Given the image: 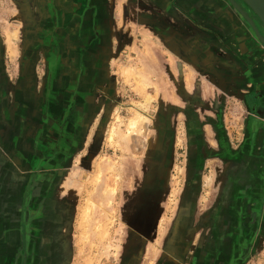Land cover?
Returning a JSON list of instances; mask_svg holds the SVG:
<instances>
[{"label": "rangeland", "instance_id": "1", "mask_svg": "<svg viewBox=\"0 0 264 264\" xmlns=\"http://www.w3.org/2000/svg\"><path fill=\"white\" fill-rule=\"evenodd\" d=\"M166 1L170 9L176 8L175 15L166 16L159 4V7H154L156 9L147 5L146 11L145 6L139 4H127L128 8H125L122 3H118L119 0H110V11H106L111 35V52L106 62L110 91L105 99L101 98L107 102V106L105 111L99 110L96 114V120L86 135L84 149L74 159L67 179L61 183L64 190L72 192L73 198V219L67 236V264H122L131 234L141 242L139 264H191L176 260L171 250L164 245L169 242L171 247H175V236L181 224L191 228L189 224L194 225L212 205L214 161L207 162L202 186L196 197L191 199L190 190L184 186L183 139L176 140L171 154H160L165 145V139L159 135L160 114L163 109L162 95L167 87L162 70H184L186 81L190 84L200 77L196 70H199L201 63L217 71L219 83L229 82L235 90L230 95L227 111L228 127L232 131L234 143L241 135L240 125L245 115L251 119L250 142L258 129L259 120L263 118L258 103L251 98V84L244 79L254 74L259 61L264 62V43L254 39L250 31L242 30V24L236 16L232 20L228 19L231 10L226 6L223 5L224 10L228 9L226 17L222 19L214 16L215 8L222 0H216L217 5L212 0H204L203 7L197 0ZM4 2L6 4L0 7V25L9 21L15 23L11 26L13 32L8 33L9 37L4 40L9 68L8 88H11L7 99L13 103V107L17 106L18 99H25V113L18 109L22 118V132L26 129L27 111L34 102L36 79L40 80L45 70H28L27 75L19 70L20 43L24 41V35L28 36L24 25L29 20L25 21V13L17 10L11 0ZM18 21L21 22L19 27ZM226 28H233V33L244 35L250 40L248 54H245V61L247 56L250 61L245 64V73L236 74L233 62H238V57L242 60L243 55L233 54L236 48L226 47L223 40ZM8 29L0 26V33ZM165 31H169L166 38L163 36ZM209 31L213 33L212 36L208 34ZM257 58L260 60L256 62ZM26 77L29 79L25 82L31 83L32 88L19 96L14 84ZM241 79L244 84H241ZM202 81L208 83L205 76ZM218 91L222 94L220 88ZM139 117H145L146 120L135 132L132 121H137ZM7 129L10 131L11 126H7ZM7 129H3L5 133ZM146 184L147 189L150 186L154 189L155 186V219L152 220L151 234L144 233V218L138 217L131 221L133 224H129L127 216V212H133L135 207L138 211L145 210ZM151 194L149 191L148 197ZM255 237L252 234L250 239L253 241ZM192 243H195V239ZM248 255L246 264H264L263 252L257 255V251L251 249V242ZM164 258L165 261L162 260Z\"/></svg>", "mask_w": 264, "mask_h": 264}, {"label": "flooded vegetation", "instance_id": "2", "mask_svg": "<svg viewBox=\"0 0 264 264\" xmlns=\"http://www.w3.org/2000/svg\"><path fill=\"white\" fill-rule=\"evenodd\" d=\"M11 1L17 10L25 13V21L29 20L28 24L24 23L28 36L24 35L25 39L20 43L19 70L27 67L45 72L40 80L36 79L34 102L25 117L27 130L24 128L25 130L20 131L31 145L32 153L27 151L23 159V176H16L21 184L18 190V213L10 218L5 231V263L67 264V236L73 219V198L72 192L64 190L61 183L67 179L74 166V159L84 149L86 135L96 120V114L98 115L99 110L105 111L107 106V102L101 98L105 99L110 91L106 64L111 52L109 15L106 12L110 11V0ZM203 1L197 0V3L203 7ZM212 1L218 4L216 0ZM233 1L254 20L264 35L260 21L243 0L220 1L214 16L222 19L228 13L233 15V19L236 16L242 24V30L244 28L250 31L254 39L262 42ZM168 3L165 0H152L150 3L136 1L137 5L145 6L146 11L147 5L153 8L160 5L166 16L175 15L176 8L170 9ZM1 5L2 0L0 7ZM223 5L231 12L226 13L228 9L224 10ZM227 30L230 33L233 29ZM165 32L164 38L169 31ZM208 34L212 36L213 33L209 31ZM4 48L0 43L2 72L9 70ZM263 68L264 66L260 67ZM198 69L196 72L200 77H196L190 84L186 81L184 70H162L167 87L162 95L163 109L159 124V135L165 139L161 156L171 154L176 140L183 139L184 186L190 190L191 199L196 197L202 186V176L207 170L208 161H214L212 171L220 169V180L230 182V167L234 160L244 161L250 142V117L245 115L240 125L241 135L235 143L228 127V104L230 95L235 92L234 88L229 82L219 83L216 70L201 63ZM203 76L208 83L202 81ZM6 80L8 87V75ZM245 80L251 84V98L258 103L259 112L264 114V98L259 89L258 70ZM241 81L244 84L242 79ZM219 88L222 94L219 93ZM212 180L215 181L214 177ZM147 185L146 193L151 191L152 194L149 197L146 194L145 210L138 211L135 207L133 212H127V216L129 224H133L131 221L138 217L144 218L145 227H140L144 228L145 234H151L152 220L155 219V186L154 189L151 186L147 189ZM213 216L208 208L194 225L189 224L191 228L181 224L175 236V247H171L169 242L168 246L167 243L164 246L171 250L173 257L179 262L246 264L250 250L249 237L242 235L241 244L232 246L220 219ZM134 236L130 235L128 252L126 250L123 255L122 264H139L142 247L141 242ZM194 239L195 243H192ZM165 254L169 256V253ZM165 258L162 260L165 261Z\"/></svg>", "mask_w": 264, "mask_h": 264}, {"label": "crops", "instance_id": "3", "mask_svg": "<svg viewBox=\"0 0 264 264\" xmlns=\"http://www.w3.org/2000/svg\"><path fill=\"white\" fill-rule=\"evenodd\" d=\"M136 1L138 0H131L130 3L127 0H119L118 3H122L125 8H128L127 4L134 5ZM150 1L152 0H143V3H150ZM5 4L2 0V5ZM227 18L232 20L233 15L232 17L228 15ZM17 23V27L21 26L20 21ZM14 24L9 21L7 24L0 25L9 28L7 31H1L2 35L0 33V43L3 45L5 38L9 37L8 33L13 32L11 26ZM228 26L230 27V25ZM230 31L229 33L227 30L223 40L226 42V47L236 48V51L233 50V54L243 55L241 56L242 60L238 57V62H233V65L237 69L236 74L245 73V64L250 61V58L245 61V54L249 51L248 40L244 35L235 34L233 30ZM259 60L260 58H257L255 61ZM263 63L259 61L254 70H258L259 89L264 98V71H262L264 68L260 69L264 65ZM28 70L32 69L26 67L21 73L27 75ZM7 75V71L0 70V264H6L5 231L9 226L10 218H13L16 212L18 213V190L21 184L16 176L21 175L24 170L22 162L27 151L32 153L27 138L20 135L22 118L19 116L18 109L25 113L27 105L25 99H18L17 106L13 107V103L7 99V93L9 89L11 90L8 88L9 86H6ZM27 79L29 77L14 84V89H18L19 96H22L21 93H25L28 88H32L31 83L25 82ZM261 116L263 118L259 120L258 129L254 133L252 141L247 145L244 161L234 160L230 167L231 181L225 183L218 178L220 169L212 171L211 180L214 177L215 181L213 183L214 198L211 197L213 202L210 206L211 215H214L215 219H220L221 226L229 236L230 244L237 247L241 244V236H248L251 249H255L257 255H260V252H263L264 255V115ZM7 126H11L10 131ZM4 128L7 129V133L4 132ZM250 131L252 129L249 126V133ZM5 137H7L6 140ZM252 234L256 236L253 241L250 239Z\"/></svg>", "mask_w": 264, "mask_h": 264}, {"label": "water", "instance_id": "4", "mask_svg": "<svg viewBox=\"0 0 264 264\" xmlns=\"http://www.w3.org/2000/svg\"><path fill=\"white\" fill-rule=\"evenodd\" d=\"M247 6L252 10L254 15L260 20L262 27L264 28V0H243ZM234 2V1H233ZM234 4H236L234 2ZM236 6L239 8L238 10L242 12L247 20L250 22L252 27L254 28L257 36L261 39L262 42H264V35L259 31V28L256 26L254 20L248 16L240 7L238 4Z\"/></svg>", "mask_w": 264, "mask_h": 264}, {"label": "bare ground", "instance_id": "5", "mask_svg": "<svg viewBox=\"0 0 264 264\" xmlns=\"http://www.w3.org/2000/svg\"><path fill=\"white\" fill-rule=\"evenodd\" d=\"M145 117H139V119L137 121H132V125H133V130L135 131V129H140L143 121H144ZM146 120V119H145ZM138 131V130H137ZM136 132V131H135ZM135 134V133H134Z\"/></svg>", "mask_w": 264, "mask_h": 264}]
</instances>
